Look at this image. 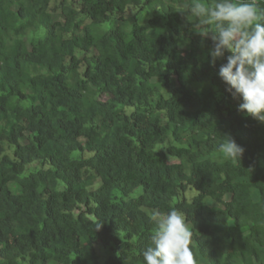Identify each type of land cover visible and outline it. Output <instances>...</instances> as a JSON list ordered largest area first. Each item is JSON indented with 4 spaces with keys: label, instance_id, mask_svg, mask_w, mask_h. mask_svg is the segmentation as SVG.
Here are the masks:
<instances>
[{
    "label": "trees",
    "instance_id": "trees-1",
    "mask_svg": "<svg viewBox=\"0 0 264 264\" xmlns=\"http://www.w3.org/2000/svg\"><path fill=\"white\" fill-rule=\"evenodd\" d=\"M190 2L0 0V264H144L171 209L197 264H264V123Z\"/></svg>",
    "mask_w": 264,
    "mask_h": 264
},
{
    "label": "clouds",
    "instance_id": "clouds-1",
    "mask_svg": "<svg viewBox=\"0 0 264 264\" xmlns=\"http://www.w3.org/2000/svg\"><path fill=\"white\" fill-rule=\"evenodd\" d=\"M184 8L196 20L195 31L213 41L210 63L215 66L228 53L218 75L226 91L242 101L237 110L264 123V8L257 0H191ZM224 137L219 151L241 161L243 146ZM152 220L156 229L142 251L144 264H197L193 234L181 211L158 212Z\"/></svg>",
    "mask_w": 264,
    "mask_h": 264
},
{
    "label": "rangeland",
    "instance_id": "rangeland-1",
    "mask_svg": "<svg viewBox=\"0 0 264 264\" xmlns=\"http://www.w3.org/2000/svg\"><path fill=\"white\" fill-rule=\"evenodd\" d=\"M59 1V0H58ZM169 3V0H166V4ZM55 5V3H54ZM184 5L186 4H183V5H180L179 8H180V11H181V14L185 17L186 19V22H195L196 23V20L194 17H191L189 16V13L187 12V10L184 8ZM165 8V7H164ZM132 14L131 11H128V14L127 16L129 17L130 15ZM141 21V20H140ZM141 192L142 189H139L137 190L135 193H134V196L137 195V193ZM254 198L257 200L258 199V194L255 193L254 195ZM211 205H215L214 202H211ZM190 229H192V225L190 223H188ZM212 228L216 231V232H221L223 230V227L221 226H217V225H213ZM97 253H98V257H99V261L101 264H104L105 260L108 259L109 257L111 256H115V252L111 249V248H108V247H101L100 245H97ZM204 263H206V260H203ZM51 264H54V263H51Z\"/></svg>",
    "mask_w": 264,
    "mask_h": 264
}]
</instances>
